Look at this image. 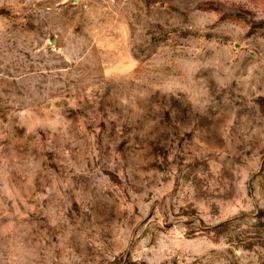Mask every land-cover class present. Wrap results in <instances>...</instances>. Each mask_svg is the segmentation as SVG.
<instances>
[{"label": "rangeland", "instance_id": "rangeland-1", "mask_svg": "<svg viewBox=\"0 0 264 264\" xmlns=\"http://www.w3.org/2000/svg\"><path fill=\"white\" fill-rule=\"evenodd\" d=\"M0 264H264V0H0Z\"/></svg>", "mask_w": 264, "mask_h": 264}]
</instances>
